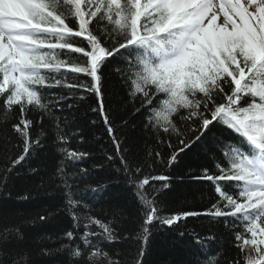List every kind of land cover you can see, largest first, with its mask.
Wrapping results in <instances>:
<instances>
[{"label":"snow or ice","instance_id":"1","mask_svg":"<svg viewBox=\"0 0 264 264\" xmlns=\"http://www.w3.org/2000/svg\"><path fill=\"white\" fill-rule=\"evenodd\" d=\"M111 62H116L114 71L128 86L133 104L140 102L135 111L147 110L145 127L157 133V149L135 167L125 158L126 149L114 135L111 113L102 99L103 67ZM53 88L65 89L68 95ZM84 93L99 98L92 111L103 120L120 159L117 171L133 186L141 206L135 240L142 243L135 264H142L154 230L200 216L210 224L223 221L242 252L249 246L248 252L256 253L255 258L248 255L246 264H264V0H0V115L8 121L19 110L12 128L22 141L21 154L5 169L0 191L8 174L43 146L44 131L35 139L30 135L39 123L31 114L39 113L41 120L52 117L53 108L69 99L84 100ZM55 119L56 141L64 145L57 148L62 159L56 176L65 188L73 229L78 230L81 221L85 229L79 236L76 231L65 233L73 244L80 240L83 248L62 244L60 250L69 249L73 258L81 259L90 249L89 264H120L101 247L122 239L116 221L77 212L82 201L74 199L68 183V163H82L91 154L70 150V136L77 133L64 131L66 118ZM225 133L231 134L228 139ZM204 141L215 171L204 167L191 178L212 183L216 201L204 211L164 214L160 194L170 187L171 177L151 172L157 165L171 167ZM165 147L170 150L166 159L159 150ZM80 172L86 175L87 169ZM105 187L85 192L95 195ZM13 233L21 236L18 228H6L0 245ZM191 235L207 258L203 264H219V253L211 254L215 236H200L194 230ZM3 257L0 251V262ZM12 264L18 261L12 259Z\"/></svg>","mask_w":264,"mask_h":264},{"label":"trees","instance_id":"2","mask_svg":"<svg viewBox=\"0 0 264 264\" xmlns=\"http://www.w3.org/2000/svg\"><path fill=\"white\" fill-rule=\"evenodd\" d=\"M115 67L116 62L107 63L103 67L102 99L111 113L114 135L126 149L125 158L135 167L144 161L150 150L157 149V133L145 127L147 110L135 111L140 108V102L137 100L133 104L128 94V86L114 71ZM51 91L68 95L65 89L53 88ZM84 95V100L69 99L53 108L52 117L45 116L41 120L39 113H32L30 116L39 122L30 129L31 137L35 139L41 131H44L45 137L43 146L8 174L6 186L0 191V235L6 228H18L21 234H11L8 242L0 245V251L4 253L0 264H12V259H16L18 264H89L87 254L90 249H85V256L81 259L73 258L69 249L60 250L62 244H68L70 248L76 244L84 247L80 240L73 244L65 236L68 231H76L79 236L84 231V221H81L78 230L73 229V220L66 206L65 188L56 176L58 162L62 159L57 148L64 146L56 141L57 117L61 122L67 119L68 126L64 128L66 133H77L70 136L67 147L91 154L82 163H68L66 168L74 199L82 201L76 211L102 220L116 221L117 231L122 239L113 243H101L111 259L119 261L120 264H135L138 258L137 253L142 242L135 240V236L142 222L141 206L133 186L127 183L122 172L117 171L120 168V159L103 120L92 111L98 107L99 98L88 93ZM47 98L51 99L50 96ZM68 104L73 107L68 108ZM2 110L3 104L0 101V112ZM176 119L179 122V117ZM18 120V109L14 118L8 121H4L0 115V181L3 180L5 169L11 167V160L21 154L19 145L22 141L12 128ZM61 126L63 127V123ZM230 135L225 133V139ZM212 136L213 133H210L209 139ZM161 138L167 139L166 136ZM207 143L204 141L202 145L198 144L191 151L181 154L178 162L171 167L161 164L155 166V170L151 172L153 176L171 177L170 187L160 194L167 209L164 214L204 211L216 201L217 194L212 183L191 178L200 175L204 167L215 171L214 162L210 159L212 153L204 150ZM159 150L165 159L170 154L166 147ZM109 155L114 157L111 162L107 159ZM215 155L222 159L219 150L215 151ZM81 168L87 169L86 175L80 172ZM32 169L36 171L33 172ZM138 178L142 179L143 176ZM155 183L159 187L160 182ZM100 185L107 187L95 195L90 191L85 192L90 187ZM148 187L150 186H146ZM24 196L28 198L23 199ZM84 204L89 205V208H84ZM41 216L46 219L40 220ZM193 230L200 236H215L211 254L219 253V264H246L249 255L247 248L242 252L236 246L233 232L225 227L223 221L210 224L204 216L190 217L171 229L154 230L142 264H203L207 258L200 254L199 246L193 243ZM180 232L185 235L180 237ZM250 255L256 257L254 251ZM101 264L107 262L102 261Z\"/></svg>","mask_w":264,"mask_h":264},{"label":"bare ground","instance_id":"3","mask_svg":"<svg viewBox=\"0 0 264 264\" xmlns=\"http://www.w3.org/2000/svg\"><path fill=\"white\" fill-rule=\"evenodd\" d=\"M91 250H89V252H90Z\"/></svg>","mask_w":264,"mask_h":264},{"label":"rangeland","instance_id":"4","mask_svg":"<svg viewBox=\"0 0 264 264\" xmlns=\"http://www.w3.org/2000/svg\"><path fill=\"white\" fill-rule=\"evenodd\" d=\"M249 246H247V248H248Z\"/></svg>","mask_w":264,"mask_h":264}]
</instances>
